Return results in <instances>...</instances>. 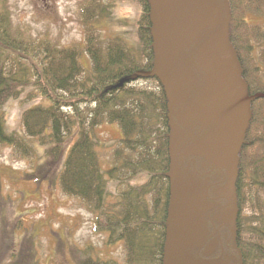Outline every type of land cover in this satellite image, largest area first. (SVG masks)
Masks as SVG:
<instances>
[{
  "label": "trees",
  "instance_id": "trees-1",
  "mask_svg": "<svg viewBox=\"0 0 264 264\" xmlns=\"http://www.w3.org/2000/svg\"><path fill=\"white\" fill-rule=\"evenodd\" d=\"M125 1L142 11L144 0ZM232 3L230 40L252 96L260 99L256 114L264 123V0ZM256 18L261 23L254 22ZM114 40L116 48L103 49L99 56L93 54L97 44L88 41L92 70L83 79L82 51L59 48L44 38L16 31L6 4L0 2V144L21 156V149L32 152L38 144L55 161L67 148L58 175L62 195L77 200L93 216L94 232L106 234L107 244L122 243L125 264H164L168 112L157 89L129 86L130 81L145 80L149 72L150 50L140 31L134 44ZM29 92H36L48 107L23 111L22 134L7 135L4 111L8 103ZM103 125H115L121 134L118 149L113 150L114 163L107 170L101 168L96 152V131ZM263 169L254 165L252 176L264 173ZM256 188L257 227L252 232L254 242L247 247L254 258L248 257L247 264H264V210L259 196L264 187ZM84 253L81 264H118L94 256L92 249ZM2 258L0 255V264H8Z\"/></svg>",
  "mask_w": 264,
  "mask_h": 264
},
{
  "label": "flooded vegetation",
  "instance_id": "flooded-vegetation-1",
  "mask_svg": "<svg viewBox=\"0 0 264 264\" xmlns=\"http://www.w3.org/2000/svg\"><path fill=\"white\" fill-rule=\"evenodd\" d=\"M100 2L96 11L107 16L98 31L112 40L106 49L116 48L118 36L130 44L139 30L151 59L143 81L165 99L169 118L165 261L247 264L248 257L254 258L247 247L253 244L257 227L255 188L264 187V173L252 176L251 170L254 165L264 168L260 166L264 158H257L264 154L255 123L259 100L246 84L230 40L232 0H182L178 5L173 0L155 4L144 0L135 20L139 24L128 31H124L128 17L121 18L119 26L114 23L111 9L117 8V1ZM157 11L173 12L160 16ZM218 46L231 50L234 68ZM101 49L97 44L93 54L99 56ZM172 63L176 68L160 77ZM173 140L178 144L171 151Z\"/></svg>",
  "mask_w": 264,
  "mask_h": 264
},
{
  "label": "rangeland",
  "instance_id": "rangeland-1",
  "mask_svg": "<svg viewBox=\"0 0 264 264\" xmlns=\"http://www.w3.org/2000/svg\"><path fill=\"white\" fill-rule=\"evenodd\" d=\"M100 1L0 0L6 4L16 31L27 33L30 38H44L59 48L75 47L82 51L83 79L92 70L87 57L88 41L98 44L102 48L101 54L112 43L98 31L107 16V13L105 16L96 11ZM118 4L119 7L111 9L114 23L119 26L122 23L120 19L128 17L124 31L131 30L138 14L137 7L124 0H117ZM254 22L261 23V19L256 18ZM132 41L136 42V39ZM129 86L147 88L152 85L139 81ZM27 95L8 103L4 111L7 135L22 134L20 120L23 111L49 105L41 101L36 92ZM62 110L68 112L71 109ZM257 126L258 137L262 139L260 152L263 150L264 154V123L259 121ZM96 136L99 140L96 149L99 163L103 170H107L114 163L113 150L118 149L117 141L121 134L117 126L103 125L97 129ZM45 148L35 144L32 152L21 149L24 155L21 156L14 154L6 144H0V241L3 240L0 242V255L5 263L81 264V259L86 256L84 252L92 249L94 256L103 261L112 259L118 264H125L122 243L107 244L106 234L94 232L93 216L77 200L60 192L58 175L67 157V148L56 161L45 155ZM259 157L264 158L261 154ZM142 181L141 178L136 182L139 184ZM259 196L264 210V190Z\"/></svg>",
  "mask_w": 264,
  "mask_h": 264
},
{
  "label": "water",
  "instance_id": "water-1",
  "mask_svg": "<svg viewBox=\"0 0 264 264\" xmlns=\"http://www.w3.org/2000/svg\"><path fill=\"white\" fill-rule=\"evenodd\" d=\"M173 1H174V3H175L176 5H178V2H180V1H182V0H173ZM153 3L155 4V0H153ZM172 12H173V11H167V12H160V11H157V14L160 15V16H165V15H168V14H170V13H172ZM223 49H224V50H221V48L218 46V50H219V52H220V53H225V60H226V62H229V60H230V61H231V67L234 68V67H235V61H234V56H233L231 50H229L228 48H223ZM159 53H160V52H159ZM159 53H158V58H159ZM228 54H229V57H228ZM159 60H160V59H159ZM174 66H175L174 63H172V64L166 66L165 69L163 70V75H162V74H159V76L162 77V78L164 79L163 76L167 75L168 72H169L170 70L172 71L174 68H176V67H174ZM164 74H165V75H164ZM236 87H238V84L236 85ZM177 144H178V143H176V140H173V141L171 142V144H170V150H171V151L176 150ZM174 198H175V195H174ZM173 234H174L173 232L170 233V242L173 241ZM171 245H172V243H171ZM165 262H166V261H165V258H164V263H165Z\"/></svg>",
  "mask_w": 264,
  "mask_h": 264
}]
</instances>
